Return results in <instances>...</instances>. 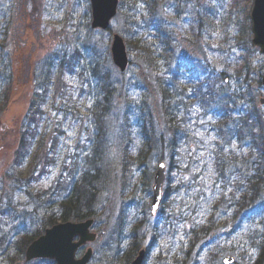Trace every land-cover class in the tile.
I'll return each instance as SVG.
<instances>
[{"label":"rangeland","instance_id":"obj_1","mask_svg":"<svg viewBox=\"0 0 264 264\" xmlns=\"http://www.w3.org/2000/svg\"><path fill=\"white\" fill-rule=\"evenodd\" d=\"M252 5L253 0H159L157 16L173 33L175 58L169 60L158 54L157 68H154L150 58L141 55L138 41L133 39L131 50L127 46L130 63L122 72L114 64L111 53L113 34L124 35L122 14L112 20L109 30H101L91 25V0H0V70L3 74L10 62L6 72L14 74L9 100L0 111V234L24 216L32 229L41 227L43 208L37 194L54 195V191H60L70 180L79 181L85 169V157L95 147L102 127L91 110L102 94L108 95L105 89L100 90L106 84L110 93L102 122L105 133L102 145L107 169L99 183L101 192L94 208L96 217L92 228L98 237L79 256L87 247H92L94 256L89 264H107L106 243L114 233L122 204L128 203L125 247L134 238L140 248L147 247L143 264H224L223 259L228 255L235 258L233 264H252L263 229L262 217L258 213L248 217L245 209L235 214L238 206L235 199L231 201L232 194L225 188L228 183L217 169V142L224 152H232L237 162L242 156L258 159L261 151L254 146L249 132H243L242 137L239 132L230 136L219 133L216 123L220 117L214 114V103L204 108L195 104V91L184 90L183 100L194 98H187L188 108L182 109L189 134L180 142L177 166L170 167L165 148L159 146L149 154L144 165L132 166L124 201L119 168V135L124 117H129L135 137L133 152L138 154L143 147L139 125L148 126L152 119L154 128L163 130L157 79L168 78L169 68H174L179 60L190 64L193 74L201 76L204 87L221 78L224 93L239 103L230 107H235L234 120L224 129L239 122L238 109L243 108V114L250 115V126L246 128L251 130L253 123L264 130V107L259 105V97H264L261 82L264 55L251 43ZM208 7L214 9L216 26L213 28L206 17ZM243 26L247 28L244 38ZM57 56L73 61L76 70L66 72L67 86L52 90L48 97L31 151H35L43 137L40 141H45L43 152L49 156L50 164L39 168L42 173L34 172L40 178L39 187L32 184L28 190L22 182L11 180L9 173L14 151L19 146L20 128L29 112L36 75L45 61L55 60ZM241 88L242 92L238 90ZM4 89L2 86L0 92ZM29 161L21 170L24 175ZM160 161L167 165L164 201L152 215V185ZM250 167L254 172L256 166H246L244 174ZM237 169H227L234 183L241 180L238 175L242 174ZM142 170L153 173L150 185L144 182L147 177ZM240 193L241 190L236 197ZM203 226L210 227L207 233L192 241L193 231ZM133 227H137L136 234L132 233Z\"/></svg>","mask_w":264,"mask_h":264},{"label":"trees","instance_id":"obj_2","mask_svg":"<svg viewBox=\"0 0 264 264\" xmlns=\"http://www.w3.org/2000/svg\"><path fill=\"white\" fill-rule=\"evenodd\" d=\"M158 8L159 0H120L119 13L124 16L123 36L127 46L131 50L132 40L136 39L141 55H146V59L149 57V61L154 68H157L156 56L158 54L169 60H173L176 54L173 46V33L167 30L166 23L162 22L157 16ZM213 10L212 7H208L206 15L208 22L213 25L212 28L216 26L212 15ZM243 28L242 38L245 37L247 31L245 26ZM64 60V57L60 58L57 56L55 60L49 59L44 62L43 67L40 66L36 75L35 87L31 92L29 112L20 128L19 146L14 151L9 177L11 180L22 182L27 189L31 188L32 184L39 187L38 182L40 178L35 176L34 172H40L39 168L44 169L50 164L49 156L43 152L45 141H40L43 137L39 139L35 151H31V148L37 138L39 123L42 121L49 95L54 89L61 86L65 88L67 86V82L64 79L65 73H74L76 70V68L74 69L73 61L67 62ZM175 65L174 68H169L170 74L168 78L158 77L157 79V86L161 94L163 130H156L152 119L148 126L144 123L139 125V133L140 136L142 135L141 145L143 147L138 154H134L133 152L135 137L132 134L129 117H124V124L121 127L119 135V168L122 199L124 201L125 197H127L124 191L130 186L132 166L137 163H139V167L144 165L143 163H145L149 154L159 146L165 148L164 150L167 152L165 156L169 160L170 167L177 166L176 155L180 142L186 139L189 134L187 127L189 125L182 114V109L184 107L188 108V103L185 100L195 97V104H199L202 107L205 106L204 108L206 106L210 107L211 103H214L216 105L214 114L220 117L216 123L219 133L230 136V134L235 135L236 132L237 134L239 132L242 137L244 135L243 132H249L254 139V146L258 147L261 151L258 159L253 160L242 156V159L240 158L237 162L235 155L232 152H224V148L217 142L216 164L220 177L225 183H228V185L225 184V188L232 194L233 198L231 201L235 199L234 201L238 206L235 214L241 213L245 209L248 217L257 213L262 217L261 225L263 229H261L257 239L256 256L252 264H264V130L255 127L253 123H251V130L250 128H246L249 125L250 115L243 114V108L238 109L240 115L239 122L237 121L230 128L224 129L228 123L231 125V122L234 120L233 112L235 111V107H232L233 109H230V107L239 103H237L232 95L224 93L223 87H221V78L216 81L214 80L210 85L204 87L200 81L201 76L193 74L189 63L179 60ZM9 66L10 62L7 64V67ZM7 67L3 74L0 70V90L2 86L5 88L0 92V102L4 101L3 107L0 106V111L5 109L6 103L9 100L10 86L14 83V74L12 71L6 72ZM238 73L242 74L240 71ZM242 87L245 88V86ZM243 88L238 90L242 92ZM104 89L108 92V95L102 94L101 98L97 99L95 103V109L91 110L97 122L102 124V127H100L96 137L97 142L95 147L92 149L91 154L85 157L83 165L85 169L79 181L70 180L68 184L65 183V186L61 187L60 191L56 193L54 191V195L52 193L48 195L42 193L40 196L37 194L38 203H41V207L43 208L41 227L35 230L32 229L27 216H24L18 223H13L8 229H5L3 234H0V264H15L18 261H24L26 248L44 232L46 227L52 226L59 221H83L96 217L94 208L101 192L99 183L103 181L102 178L106 174L107 169V164L103 161L104 149L102 141L104 142L105 140V133L102 122H104L103 119L106 116L110 90L108 85L102 84L100 90ZM184 90L195 91L194 97L190 95L191 97L183 100ZM236 95L239 98L243 97V95L235 93ZM249 99L252 100V97H249ZM186 110L188 111V109ZM253 128H257L259 131L257 132ZM160 159L162 160L163 157H160ZM27 160L29 161V169L27 174L24 175L21 170L26 167ZM246 166H256V168L253 170L254 172H251L252 168L250 167L244 174L247 169ZM233 167L238 168L237 173L242 174L238 175L241 178L239 183L232 182L230 175H228L230 171H227V169ZM142 173L147 177L144 179V182L150 185L153 173H148L144 170H142ZM35 189L36 187L33 188V190ZM240 190V195L236 197V194H239ZM128 205V203L122 204L120 214L114 226V233L106 243L104 260L107 264H129L140 249V243L135 238L127 249L125 247L124 229ZM209 228L208 226H203L202 229L193 231L194 236L192 237V241L197 240L199 235L202 237L204 233L206 234ZM131 230L132 233L136 234L137 227H133ZM52 263L55 264L54 261L49 260L35 261V264Z\"/></svg>","mask_w":264,"mask_h":264},{"label":"water","instance_id":"obj_3","mask_svg":"<svg viewBox=\"0 0 264 264\" xmlns=\"http://www.w3.org/2000/svg\"><path fill=\"white\" fill-rule=\"evenodd\" d=\"M120 0H91L92 27L107 30L112 19L117 15ZM252 44L259 47L264 54V0H253L251 9ZM114 64L125 72L129 65V57L124 38L119 34L113 35L111 46ZM264 85V75L262 77ZM259 103L264 106V97L259 98ZM166 181V163L159 162L154 175L153 200L151 214L155 215L163 202V190ZM93 219L80 222L61 221L47 228L37 239L27 247L25 259L27 262L34 259H52L57 264H89L93 256V248L88 247L82 256H78L81 247L95 242L97 234L92 231ZM146 249L139 251L131 264H142ZM235 258L231 255L223 259L224 264H232ZM21 264V263H17Z\"/></svg>","mask_w":264,"mask_h":264}]
</instances>
